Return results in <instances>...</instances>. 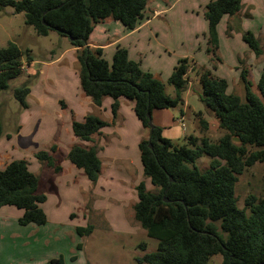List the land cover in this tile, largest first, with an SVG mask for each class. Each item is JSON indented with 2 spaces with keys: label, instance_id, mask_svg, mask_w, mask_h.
Segmentation results:
<instances>
[{
  "label": "trees",
  "instance_id": "16d2710c",
  "mask_svg": "<svg viewBox=\"0 0 264 264\" xmlns=\"http://www.w3.org/2000/svg\"><path fill=\"white\" fill-rule=\"evenodd\" d=\"M148 2L0 0V12L12 7L15 13H24L25 23L38 35L47 36L55 30L68 37L77 48L81 88L92 102L101 106L105 97H112L111 111L116 117L119 98L133 100L137 117L149 128V137L140 141L139 148L144 175L155 190L148 189L144 181L137 184L134 215L147 235L158 240V246L136 256L137 264H207L217 254L222 255L221 264H264V196L249 194L245 198L246 206L240 208L235 194L238 176L256 163L264 164V71L257 81L258 94L252 89L248 71L241 70L244 85L241 96L228 91L226 78L208 67H199L198 97L219 120L223 135L216 141L206 135H189L187 141L191 146L176 145L153 123L152 113L154 109L183 105L193 60L188 57L178 60L168 77L175 90L174 96H170L165 82L131 59L127 48L118 44L110 62L101 47L88 45L95 25L102 20H117L127 30L137 28L148 18ZM242 5V0H210L205 6L206 52L215 67L222 62L218 25L224 16L238 13ZM242 37L257 57L262 54L260 41L252 31H245ZM24 55L29 62L33 60L29 49L23 50L13 41L0 47V91L8 89L10 81L23 73ZM32 79L14 89L23 109L27 107ZM199 122L201 130L206 132L208 121L200 118ZM106 124L99 115L89 113L83 121L74 120L72 130L79 139L90 141ZM3 133L0 120V138ZM56 149L52 145L49 150L35 152V157L59 173L60 159L52 154ZM204 155L210 157V168L202 171L195 163ZM67 157L91 182H97L102 167L97 147L75 144ZM46 200L47 195L40 191L39 176L29 169L27 159H14L0 170V208L12 205L22 209L21 225L47 223V214L41 206ZM92 231V225L77 227L79 236ZM82 247V243L77 244V249ZM139 247L146 250L147 245L142 242ZM48 264L65 263L59 257Z\"/></svg>",
  "mask_w": 264,
  "mask_h": 264
},
{
  "label": "crops",
  "instance_id": "0c3cea01",
  "mask_svg": "<svg viewBox=\"0 0 264 264\" xmlns=\"http://www.w3.org/2000/svg\"><path fill=\"white\" fill-rule=\"evenodd\" d=\"M165 1L166 6L161 7L158 0H149L146 8L148 18L133 30H127L121 22L111 18L98 22L89 37L88 45L93 48L101 47L105 58L111 62L116 46L120 44L127 48L131 59L139 61L144 70L156 74L161 79L163 77L160 76L158 71H162V65L167 67L166 70L170 68V73L167 74L169 77L180 58H191L195 63V67L191 68V72H189L191 80L189 79V88L187 87L188 90L183 95L184 103L179 107V119L172 109H154L152 113L153 123L160 126L163 130V136L172 141L181 139L182 136L187 139L189 135L212 137L214 132H218L220 137L222 134L219 128V120L207 111L196 91L200 85L197 70L202 63H198L196 59L192 58L194 56L198 59L197 55L203 53V50L206 51L207 44L205 42L207 41L208 25L206 31H204L205 41L203 40V43L199 45L197 53L190 50L175 53L170 45H166L162 40L158 39L161 26L154 24L153 20V18L161 16L165 12L168 13L167 11L172 9L178 0L173 2L172 0ZM191 1L194 4L192 7L201 6L200 14L204 15L205 6L210 0ZM244 8L246 7L244 6ZM244 8L242 5V9L238 13L232 16H224L219 23L220 45V32L223 34L229 33L226 36L233 38L241 37L245 30L252 31L261 42L260 45H264V22L258 30L250 29L251 27L248 29L244 28L243 16L241 15H244ZM15 14L17 13L14 12L13 8L12 10L6 8L0 12V15H2L0 28H2L3 33L9 34L7 33L9 30L6 28L8 26L14 32V35L20 37V32L14 24L15 17L13 16ZM151 14L152 16L150 17ZM233 19H235V22H233ZM222 22L224 24L221 26ZM220 27H222L221 30ZM187 32L191 34L192 29L189 28ZM153 35H155L154 43H152ZM148 36H152V38H148ZM22 38L24 36L19 39L21 42H23ZM7 40L8 42L13 41L20 46V43L13 36L11 37L10 34ZM182 40L188 42L186 38ZM68 43L69 45H65L55 58L51 59L50 62H46L47 65L39 59L33 58L31 60V64L38 62L45 64L47 67L55 65L65 58L70 68H75L74 78L78 83L76 85V81L74 82V87L76 85L74 91L72 94L64 93L63 89L61 91L62 95L58 99V107L61 109V111H58L59 125H57L54 117L56 115L55 109L51 117L53 122L47 118L46 109L49 108L50 102L48 94L43 91L41 86L47 69H40L37 82L33 81L30 86V93L27 96V108H24L20 113V129L18 131L5 130L0 138V170L14 159H27L29 169L39 176L40 191L47 195V200L41 206L48 218L47 223L43 225L33 223L21 225L19 218L23 214L22 209L12 205L1 207L0 253L2 250V254L0 255V264H48L51 259L59 257L63 258L65 264H97L88 255L87 261L84 258L83 253L89 247L85 243L87 238L95 237L97 231H110L121 236L130 237L135 235L137 230L140 229L137 226L139 223L134 215V205L137 202L136 186L141 181H144L148 186L151 181L148 177H145L143 172L139 144L142 139L149 137L150 130L145 128L137 117L133 100L120 97V108L116 117L111 111V105L114 101L112 97H105L101 106H97L92 102L91 98L81 88L77 70V48L71 45L69 38ZM193 44L191 43L192 46H195ZM249 50L254 57H257L251 49ZM262 50L264 57V46ZM69 53L71 56H69L68 60ZM240 53V51L236 53V60H239L238 56ZM191 55L192 57H190ZM206 55V58L210 59L207 52ZM108 57L111 59H108ZM164 57L169 58L166 59ZM147 58L148 62L146 61ZM223 58L221 64L224 65ZM159 59H165L162 60L165 63L159 64L158 62L154 67L150 65L149 60L159 61ZM168 59H170L169 65H167ZM237 62L231 61L227 65L228 70H220L222 69L220 65L215 68L216 75L228 80L229 92H231L230 76L236 75L239 77L242 70ZM259 64L255 70L257 72L255 76L256 84L260 74L264 71V58ZM202 65L207 66L206 63ZM208 66L211 67L209 64ZM57 69L62 70L65 68L61 66L57 67ZM61 70H56L55 74L57 77H59V74L61 75ZM230 71L236 73L231 74ZM194 72L196 74L192 75ZM28 74L32 75L33 73L29 72ZM65 74L67 75V73ZM50 76L48 74V77ZM191 84L193 85L192 87ZM174 94L175 90L173 88L172 94L169 93V95L174 96ZM32 107L36 108L35 112L32 111ZM89 113L99 115L107 124L99 133L93 136L92 140L83 141L73 133L72 123L74 120L83 121ZM36 116L41 120L44 118L43 116H46V118L43 120V125L39 124L35 131H32ZM200 118L207 120L209 123V129L206 132L201 130ZM179 120H182V124ZM188 120H190V126L185 129L183 123L186 126ZM28 124L30 128H26ZM42 126L46 127L44 132H41ZM189 129H191L190 132L188 131ZM75 144L87 148L92 146L98 148L102 167L97 182H91L84 171L77 168L68 159V152ZM52 145L57 146L56 151L52 152V154L60 159L62 171L59 173L52 167L42 164L35 157V152L42 149L49 150ZM70 181L72 185L70 188L76 186L75 194L77 196L72 201L71 208L65 215L63 211L59 212L63 205L62 187H65V185L69 186ZM152 187L150 190L153 189ZM51 202L54 210L52 215L45 208ZM87 225H92L93 231L89 235L77 236V227H85ZM69 235L72 238L68 242ZM78 243L83 245L81 250L76 249ZM74 245L75 248L73 247ZM64 246L66 247L65 249ZM37 249L41 251L38 252L36 251ZM5 250L8 252V258L4 254ZM10 250L15 251L13 255H11ZM73 256H77V258L73 260Z\"/></svg>",
  "mask_w": 264,
  "mask_h": 264
},
{
  "label": "rangeland",
  "instance_id": "374dc122",
  "mask_svg": "<svg viewBox=\"0 0 264 264\" xmlns=\"http://www.w3.org/2000/svg\"><path fill=\"white\" fill-rule=\"evenodd\" d=\"M173 1L174 0H172V2ZM158 2H160L161 7L166 6L165 0L162 1L158 0ZM242 3H243V8L244 6L246 7L244 8V15L241 14L243 16L244 28L248 29L251 27L250 29L258 30V28L264 22V0H242ZM193 5L194 4L191 0H178L176 1L172 9L167 11L168 13L165 12L161 16L153 18L154 24H158L161 26V29L159 30L158 39L162 40L166 45H170V47L175 51V53H180V52L182 53L186 50H190L191 52L197 53L199 45H201L203 43V40L205 39L204 31H206L208 23L203 17L204 15L200 14V11L202 10L201 6L192 7ZM6 8L12 10V7H6ZM151 16L152 14L150 15V17ZM13 17H15L14 24L16 26V29H18L20 32V37L14 35V32H12L8 26L6 27L9 30V32L7 33H9L11 37L13 36L14 39L18 43H20V47L23 50L29 49L32 58L39 59L43 63L45 62V64L47 65L46 62H50L51 59L55 58L62 51L65 45H69L68 38L66 36L61 35L55 30H51L47 36L38 35L32 26L27 25L25 23L24 13H17ZM1 18L2 15H0V19ZM233 22H235V19H233ZM222 24L224 23L222 22L221 26ZM153 27H155V25H153ZM189 28L192 29L191 34H188L187 32ZM221 28L222 27H220V30ZM9 34L3 33L2 28H0V47H3L7 44L8 42L7 37ZM226 35H229V33L223 34L220 32L221 45L219 41V47H220L219 54L222 58L224 57L223 58L224 65L221 63L217 65L222 66V69L220 70H228L227 65H229L231 61H238L237 62L238 66H240L239 68L246 69L248 71V78L253 83L252 85L253 91L260 94L259 89L257 88V84L255 83V78H256L255 76L257 75V72L255 70L260 65L259 64L260 61L263 60L264 58L263 54L259 55L258 57H254L251 54V51L249 50L250 48L248 47L247 43L243 40L242 35L241 37H233V38H228ZM22 36H24V38H22L23 42L19 40ZM153 36H154L153 38L152 36H148V38H152V43H154V38H155V35ZM184 38L188 39V42L190 44L187 41L182 40ZM191 43H194L193 45L195 46H192ZM205 43L207 44V41ZM238 51H240L241 53L238 56L239 60H236V53ZM69 56H71L70 53L68 54V60H69ZM206 56H207L206 51L203 50V53H199L197 55L198 59L194 56L192 57V55L190 57L196 59L198 63H202V64L206 63L207 64L206 67L210 68L212 72L215 73L216 67L213 66L211 60L209 58H206ZM164 58L167 59L169 57H164ZM108 59L111 58L108 57ZM172 59L174 58L172 57ZM162 60L165 59H159V61L149 60V63L150 65H152V67H154L155 65H157L158 62L159 64H164L165 61ZM23 61H24L23 73H21L20 75H18L17 77L13 78L10 81L8 89L4 91H0V104H1L0 120L4 125V132L5 130L18 131L21 127L19 117L23 108H21V104L14 96V89L26 84L27 81H29L32 78L34 82H37L40 69H44V70L45 68L47 69L41 84L43 91H45V93L48 94V99L50 102L49 108L46 109L47 118L51 119L55 109L56 115L54 117L55 120L57 121V125H59L58 111H61V109L58 107L59 106L58 99L59 96L62 95L61 91L64 89L65 91L64 93L72 94L78 83L74 78L75 68H70L65 58L62 61L57 62L55 65L52 66L50 65L47 67L45 64L38 62H34L33 64H31V61L30 62L28 61L26 55H24ZM146 61L148 62V58L146 59ZM169 63H170V59H168L167 65H169ZM202 64H200V67L204 66ZM208 64L211 65V67H209ZM61 66H64L65 69L62 70L57 69V67H61ZM162 66H163L162 71L159 70L158 73L160 74L161 77H163L162 79L166 85V92L169 95V93L172 94L174 88L167 80L168 77L167 74L170 73V68L166 70L167 67L164 65ZM193 67H195L194 62H192L189 72H191V68ZM56 70H61V75L59 74V77H57L55 74ZM77 70H78V66H77ZM29 72L30 73L32 72L33 74L30 75L28 74ZM65 73H67L68 76ZM230 73L235 74L236 72L230 71ZM48 74L51 76L48 77ZM194 74L196 73L194 72L192 75ZM230 78H231V87H230L231 92L244 96V85L242 83V80L240 79V76L237 77L236 75H234V76H230ZM188 79H190L189 75H188ZM75 81H76V85L74 87ZM32 82H30L31 83L30 86L32 85ZM189 84L190 83H188V86ZM192 86L193 85L191 84V87ZM188 88L186 90H188ZM170 109H172V111L176 115H178V119H179L180 117L179 106ZM35 110L36 108L32 107V111L35 112ZM43 117L44 118L41 120L39 117L36 116V119L34 121L35 125L32 127V131H35L36 127H38L39 124L43 125V120L46 118V116ZM51 122H53V119H51ZM179 122L181 121L179 120ZM186 123H187L186 126L183 125L185 129L188 126H190V120H188ZM26 128H30L29 124L28 126H26ZM45 129L46 127L42 126L41 132H44ZM188 131L190 132L191 129H189ZM220 132L223 135V131L221 130ZM220 137L218 132H214L213 136L210 138L216 141ZM37 141L40 142L41 140H37ZM173 142L178 146H182V145L191 146V144L187 141V139H185L184 136H182L181 139H174ZM250 149L252 150L253 148L250 147ZM195 164L199 167V169L205 171L206 169L210 168V157L204 155L200 157ZM69 184H70L69 186L65 185V187L64 186L62 187L63 205L59 210V212L63 211L65 215L66 212H68V210L71 208L72 205L71 203H73L72 201L77 196V194H75L76 186L70 188L72 186L71 181ZM151 184H152L151 182L148 183L147 186V188L149 187L148 189H150L153 186ZM152 188H153L152 190H155L154 186ZM235 194L238 199L237 202L238 206L240 208H244L246 206L245 198L249 194H255L258 197L264 196V164L263 163L254 164L253 166L245 169V171L238 176V181L236 182L235 185ZM48 206L50 207V209ZM45 208L47 209V212L49 214L52 215V213H54V210L52 209V202L49 203V205H46ZM247 212H249L248 209ZM137 226L140 229L137 230L135 235L130 237L121 236L118 235L117 233L110 231H97L95 237L87 238L85 241V243L89 246L83 253L85 260L87 261L88 256H90L93 259V261H95L97 264H137L135 261L136 256H142L145 253L154 251L157 249L158 246L157 239L149 237L146 231L139 224ZM71 238H72L71 235H69L68 242L71 240ZM142 242L146 243L147 245L146 250L140 249L139 244ZM7 244L12 245L10 243ZM73 247L75 248V245ZM65 248L66 247L64 246V249ZM36 251L40 252L41 250L37 249ZM14 252H15L14 250H10L11 255H13ZM1 254H2V250L0 255ZM4 254L6 258H8V252L6 250ZM221 263H222V255L217 254L212 256L207 264H221Z\"/></svg>",
  "mask_w": 264,
  "mask_h": 264
},
{
  "label": "water",
  "instance_id": "95a60500",
  "mask_svg": "<svg viewBox=\"0 0 264 264\" xmlns=\"http://www.w3.org/2000/svg\"><path fill=\"white\" fill-rule=\"evenodd\" d=\"M151 146V145H150ZM170 180L172 181V177L170 178ZM165 201H168V199L167 198H165Z\"/></svg>",
  "mask_w": 264,
  "mask_h": 264
},
{
  "label": "built area",
  "instance_id": "2783aa9c",
  "mask_svg": "<svg viewBox=\"0 0 264 264\" xmlns=\"http://www.w3.org/2000/svg\"><path fill=\"white\" fill-rule=\"evenodd\" d=\"M182 121V120H181ZM184 125V124H183Z\"/></svg>",
  "mask_w": 264,
  "mask_h": 264
}]
</instances>
